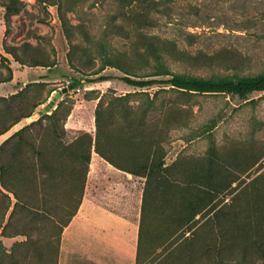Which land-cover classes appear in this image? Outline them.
Masks as SVG:
<instances>
[{
	"label": "rangeland",
	"instance_id": "374dc122",
	"mask_svg": "<svg viewBox=\"0 0 264 264\" xmlns=\"http://www.w3.org/2000/svg\"><path fill=\"white\" fill-rule=\"evenodd\" d=\"M262 72L264 0H0V165L21 197L0 182L12 201L0 264H59L63 231L88 196L140 221L149 167L150 209L165 216L150 217L144 264L264 261V92L118 79ZM73 77L82 84L61 92ZM179 216L183 230L166 235Z\"/></svg>",
	"mask_w": 264,
	"mask_h": 264
},
{
	"label": "trees",
	"instance_id": "16d2710c",
	"mask_svg": "<svg viewBox=\"0 0 264 264\" xmlns=\"http://www.w3.org/2000/svg\"><path fill=\"white\" fill-rule=\"evenodd\" d=\"M7 9L15 10V8H10L7 6ZM102 57L107 62L108 65H113L112 60L110 59L107 52L101 50ZM108 79V78H102ZM119 80L123 81L124 83L135 86V87H146L154 83H160L170 86L173 89L183 91V92H193L198 94H219V93H231L235 94L240 98H245L249 94H258L264 92V72L253 75V76H223V77H216V78H196L192 76H186L181 74H172L167 78L162 79H155V78H139V77H132L129 75H122L118 77ZM82 84L81 78L73 77L70 79L69 84L67 85V89H76ZM28 126L23 127L22 129L18 130L14 133L11 137H9L4 143L6 144L9 142L14 136H17V139H22V135L26 131ZM1 134V133H0ZM84 136V135H83ZM4 147L2 145L0 150ZM81 164L80 167L82 169V177L79 179L80 186L82 187L84 180H85V173L88 170L89 164V154H82L81 155ZM109 162L113 163L112 160L108 159ZM129 173L138 175L140 174L138 171H129ZM155 167H149L147 169L146 175V183L145 189L142 198V205H141V214H140V221H139V229H138V238H137V249H136V258L135 264H144L145 261V240H147V231L150 225V217L153 216L156 219H159V216H165L164 212H156L155 210L150 209V203L152 199V195L148 188L152 185L151 177L155 174ZM168 181V180H164ZM0 182L4 189L11 192L15 197L16 201H21L20 194L14 188H8L7 183H14V180L8 178L5 174L4 168L0 165ZM172 182V181H170ZM10 189V190H9ZM0 195L2 197H6V211L2 213L0 217V229H4L6 225L10 224L12 219V213L6 218V213L11 206V198L5 195L0 190ZM151 195V196H150ZM210 201H212L210 199ZM17 202L13 204V209L16 208ZM211 206V204H210ZM157 208V207H156ZM155 219V220H156ZM184 220L183 216H179L175 219L172 226L165 228L164 233L166 235L173 236L180 233L182 229V221ZM153 231V229H151ZM250 240H258L256 237H251ZM240 264H264V261L261 263H254L252 261H242Z\"/></svg>",
	"mask_w": 264,
	"mask_h": 264
},
{
	"label": "crops",
	"instance_id": "0c3cea01",
	"mask_svg": "<svg viewBox=\"0 0 264 264\" xmlns=\"http://www.w3.org/2000/svg\"><path fill=\"white\" fill-rule=\"evenodd\" d=\"M125 213L85 197L82 212L63 231L59 264H72L77 255L95 264H135L139 216Z\"/></svg>",
	"mask_w": 264,
	"mask_h": 264
},
{
	"label": "water",
	"instance_id": "95a60500",
	"mask_svg": "<svg viewBox=\"0 0 264 264\" xmlns=\"http://www.w3.org/2000/svg\"><path fill=\"white\" fill-rule=\"evenodd\" d=\"M67 90V87L62 88L61 92H65ZM61 92H56L54 94V97H57L61 94ZM53 100L49 101L45 106H43L42 109L38 110L36 113H34L30 118L31 119H35L36 117H39L45 113H47V111L49 110V108L53 105Z\"/></svg>",
	"mask_w": 264,
	"mask_h": 264
}]
</instances>
